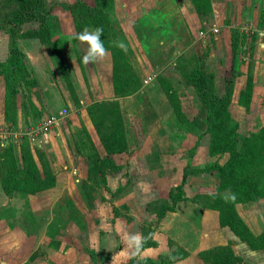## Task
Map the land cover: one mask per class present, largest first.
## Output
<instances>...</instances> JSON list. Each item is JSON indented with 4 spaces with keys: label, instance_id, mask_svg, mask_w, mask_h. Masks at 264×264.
Instances as JSON below:
<instances>
[{
    "label": "rangeland",
    "instance_id": "374dc122",
    "mask_svg": "<svg viewBox=\"0 0 264 264\" xmlns=\"http://www.w3.org/2000/svg\"><path fill=\"white\" fill-rule=\"evenodd\" d=\"M30 1L31 0H0V22H3V20L8 18H12L17 11L24 12L26 8L25 6H28ZM74 1L75 0H44L45 8L47 11H49L48 19H51L52 23L55 24L56 31L58 30L57 32L63 35L66 34L68 36L67 38H63L64 40H67V44L63 48V55L66 57L63 70L58 66L56 60L54 59V56L49 49V45L41 38L29 37L28 35L24 38L16 40V42L19 40V47L21 49L24 48L23 46L26 44V42H31L30 45L32 46L30 47L29 54L37 55L38 57L34 58L33 61L30 60V64L27 65L31 75L36 79V88L28 92L24 91V89L20 87L17 89L18 92L15 96V106L9 110V116L11 120L10 122L13 123L11 125L6 124V117L5 115L3 116L5 112V107L3 106L5 82L3 77L0 78V128L3 132L9 134L7 138H3L2 136L0 137V142H3V146H8L9 144L17 146L22 141L27 142L28 145L34 149L35 154L38 152L39 156L41 155V159L43 155V158L47 159V161L50 163V166H52V164L57 166L56 169H58V173L55 175H59L64 183L66 182V170L63 169V166L66 165V161L64 160V149L76 147L80 153L82 151L91 168V171H86L84 165L78 163L77 173L75 174L74 172H71V177L73 180L79 179L81 181L82 178L87 180L75 183L77 185L76 188H70L73 190L76 189L78 191L74 197V202L72 203H69L68 197L61 196L58 198L59 203H57L56 207H52V209L45 208L44 210L48 211H44L42 213H33V209L31 207H33L35 203L30 202L32 200L31 195H16L12 197L13 199L11 201H9V206L6 208L10 209V211L5 213L6 216H3L7 219L11 229L15 227L23 228L26 231L25 237H27L26 235H33L31 232L36 233L38 229L39 235L35 236L36 241H39L41 238V245L45 246L46 248L49 241H52L54 242V246L56 245L62 254L61 255L60 253L55 252L53 253L49 250L45 251V257L41 256L39 264H57L58 262L59 264H102L104 261L110 258L111 253L121 244L120 238L117 236L115 237L114 232H112V228L115 227L114 218L122 215L126 221H130L134 218L133 213L139 212L138 210H140L139 202H137L138 204L132 203L133 206H131V201H127V203H122L121 205L119 204L117 207H114L113 203H105L106 200L113 201L118 196L131 189L135 190V186L132 181L133 176H131L132 178L128 177L130 173L128 172L129 165L127 160L125 157L121 156L113 157V154L111 153L117 149H122L125 145L123 140L113 139L111 137L112 133L116 129H118L119 132H122V130H127V124H129L131 117L127 118V116H125L122 111H117V114H108V116L99 115V122H97L95 126L96 132L93 131V133L89 135V130L86 127V125H89V123H87L89 121L87 114L86 112L82 111L83 107L78 101L79 97L74 93L73 95L70 93V89L68 88L64 78L63 73L67 74V78L70 80L74 91L80 90L78 92L79 94L82 93L81 89L85 87L87 83V78L84 75V71H82L83 66L81 57L82 53L87 50L88 45L74 38V34L81 31L76 32L75 26L68 18V11L64 7V3L72 4ZM84 1L94 5L98 0ZM99 1L102 3V8L108 12L109 19L111 21L115 16L117 19L119 18V21H121L122 25H126L125 15L127 11H124L122 15V12L119 10L114 11L113 8L118 7L122 9V6L119 4L122 1L128 4L131 0ZM132 2L133 5H137L139 0H132ZM141 2L143 3L144 0ZM176 2H179L180 4L184 3V5H186L188 4L189 0H176ZM189 8H192L193 11L191 12L192 15L190 16V11L188 12V10H186V21L188 22L187 24L191 23L192 26H188L186 35L188 36L189 32L188 38H193V49H188L186 52L179 55L174 60V64H176L178 61L180 64L179 67L181 66V70L185 72L187 76L191 74L196 67L203 68L206 71L213 73L217 89L216 91L218 92L224 90L225 87H231V89H233V93L231 96L229 95L227 97V100H229L227 106L229 109V116L231 118L229 121L231 122L228 121L227 126H229V129L233 128L234 121H237L239 124L237 131L242 136H249L253 132H258L262 127H264V120L262 118L264 115V101L260 103L262 105L261 107L254 106V109L249 113L247 112V114L243 112L244 106H241L243 103L242 99L248 98L250 82L251 84L254 83L255 74H253L254 65L252 62L254 59L249 58L251 54L249 48L250 44L246 43L243 46H240V42L238 41H240L241 38H245L246 40V38H256L257 35L262 36L261 31L264 29V25H258V21L261 18L264 20V16H261L259 19L260 12H255L256 16H254V12H249L246 14V18L239 21V23L238 21L233 20L232 24L230 23L231 21L229 18L225 20V23L222 26H212V20H208L207 24L205 23L208 18L212 16L214 17L212 8L211 10L203 9L201 15H198V13L195 11L192 0H190ZM140 12L141 11L139 10H134L127 13H131L133 15L136 14V16H138ZM262 14L264 15V12H261V15ZM136 19L137 18L134 16V19L131 22L133 25L130 23L124 27L126 28L125 32H119L115 28L119 38H129V36L130 38H137L136 34L133 33V30L135 33L139 32V34L145 36L148 33V30L152 29L149 27L151 25L150 22H143L142 20L138 21ZM155 22L156 25L154 27L156 30L164 29V26L159 23L160 21L155 20ZM39 26L40 23L37 21L25 22L23 25H19L17 34L35 30L39 28ZM214 29L217 31L214 32ZM211 30L212 34H210V37H208L207 35H209ZM220 35L222 37H226L225 39L228 40L227 44H217ZM138 36L140 37V35ZM229 38H231V40L234 38V44H238L235 46V51L233 54L232 50L234 46L231 47ZM9 41V35L5 31L0 30V62L4 61L8 56ZM213 50L215 51V55L212 56L211 53H213ZM171 60L172 59H169L168 62ZM171 72H173L172 69ZM157 74L158 73H155V78ZM161 77V74L158 75L157 80L155 79V81L160 83L162 86ZM164 80L166 85L168 84L167 86H170L169 88H171L173 93H175V96L173 97L177 98V100L181 102L184 119H190L191 121L192 119L194 120L196 118L193 122L196 120L198 121L199 115H196V111L199 110L198 108L201 107V104L192 88L188 86L186 82L187 77L181 76L177 70L176 74L174 72L172 74L170 73L169 79L165 78ZM144 83L145 82L139 80L140 87L144 86ZM139 90L135 91L134 93L138 92ZM67 91L72 97L71 101L68 100V102H65L67 98ZM240 94H242V98L240 97ZM77 97L78 99H76ZM33 100L36 101L37 104L40 103L38 107L35 105V108L37 109H35V111L32 110L31 105L28 106L27 103L30 102L31 104V102L33 103ZM18 111L20 112V117L18 116ZM53 115L60 117L58 124L52 125L51 128H48L46 131L38 129L39 126L43 125V123H45L46 120ZM140 115L141 114L136 115L137 123L139 122V117H142ZM74 120H78V123H73ZM203 120H205V116L203 117ZM137 123V128H135L137 131L140 130L141 127L142 129L145 127V125L140 127ZM187 125L188 123L185 124L183 128L186 133H189V128ZM198 125L199 128L197 129V132L193 131V133L190 134V138L188 139L190 146L193 144L202 145L204 147L209 146V133H205L208 124H206L204 121ZM225 125L226 124H222L221 131H224ZM130 126L134 129L135 124H129V127ZM219 129L220 128L217 130L219 131ZM155 132L156 129H153V133ZM202 132L204 133L198 137V134ZM197 138H199V140ZM134 142L135 140H132V143ZM191 150L192 149L185 151V164L189 161V164L193 163L194 165V162L190 160L192 155L191 152H193ZM75 158H73L72 163L76 166L77 160H75ZM210 158L212 163L216 161L215 156L210 155ZM224 159L225 156L222 157L219 162H223ZM202 161L203 160L198 159V163L201 162L202 164H200L202 166L207 164L208 157L203 162ZM118 162L119 164L117 166L116 164ZM118 167L120 168L118 169ZM59 169L61 171H59ZM120 169L125 170H123V175L129 179L126 186L122 187L123 189L120 188L118 191L113 192L109 187L106 186L105 183L107 182L108 176L113 175L116 173V171H121ZM254 169H259L262 171L261 184L264 188V159H257L255 161ZM80 170H83L82 174V171L80 172ZM70 171L68 170L69 175ZM144 174L145 180H148L152 184H154V181L156 184V182L160 180V177L150 178L147 171H144ZM196 177L189 178L188 180L190 186L186 187V190L190 195L188 199L191 202H193L194 199H197L198 202L200 201V203L203 202L205 204L207 203V205H210L212 204L211 196H218L213 198V202L219 206H225L228 208V205H230V200L226 202L223 197L231 193L230 187L234 184L232 178L229 179L221 176V179H219V176L216 172L212 173V177L211 174H207L205 176L203 175L201 178ZM181 180L177 181L176 185L179 184ZM210 184L212 185V189L209 186ZM258 184L260 183L258 182ZM169 185L170 183L163 187L165 193L164 196H168L169 190L174 187L172 185L169 187ZM262 192H264V189H262ZM104 193H108L106 199L103 198ZM209 195L211 196L207 197ZM191 202L187 201V206H192ZM1 204L2 201L0 202V209ZM136 206H138L139 209ZM156 207L157 206L155 203H152L150 206H147L146 209L148 212H153ZM100 208L104 209L103 214L105 215L99 216L97 211H99ZM235 210L254 235H259L264 231V197H254L249 202L236 204ZM107 211H109L108 214L111 217L107 214ZM142 211L145 210L142 208ZM215 211L219 216V212L217 210ZM30 212L32 213L29 216ZM96 214L99 217H97ZM106 215H108L109 218ZM136 219V226L139 225L141 229L140 238L142 239L143 233L148 231H151L152 238H154V233L157 230L156 228L159 225V221H149L148 219L144 220L143 218ZM171 223H174V226L171 225ZM171 223L167 224L166 226L164 222H162L160 226H164L163 228H165L171 235L173 234L176 236V238H180L175 227L176 221L173 220ZM98 225L100 227L99 237H97L95 234H92V232L96 233V229L94 228L96 226L98 228ZM220 227L223 226L220 224ZM82 232L85 233L82 234ZM17 237L18 240L21 241V235H17ZM157 237L158 241L160 242L157 244L158 248L155 246L156 249H151L150 251H145V253H140L141 256L142 254H144V256H148L146 258H140L138 253L136 260L133 261L132 264H152V262H158V257L161 254H169L174 249H176L178 244L174 243L171 237L161 233H158ZM97 239L100 241L98 242ZM25 242H28L32 245L33 239L27 240ZM11 243L13 247L17 245L16 241ZM214 243L216 242H213L212 244ZM237 244H239L238 241H236V243H232V246L235 247L234 250L236 249V255L242 257L250 264H264V250L261 252L253 251L254 253H245L241 247H238ZM76 245L78 246V250H75L74 248ZM80 246H82V249ZM216 246L219 245L217 244ZM202 248L210 249L211 247H205L204 245ZM16 250L17 249L12 250V253L6 254L5 257L3 255L1 261H8L10 264H18L22 257L18 256L19 251ZM197 253L195 255L188 254V256H185L184 259L175 261L174 264H205L201 259H199ZM63 256L65 257L64 259Z\"/></svg>",
    "mask_w": 264,
    "mask_h": 264
},
{
    "label": "crops",
    "instance_id": "0c3cea01",
    "mask_svg": "<svg viewBox=\"0 0 264 264\" xmlns=\"http://www.w3.org/2000/svg\"><path fill=\"white\" fill-rule=\"evenodd\" d=\"M141 1L142 0H139L137 5H133L132 0L128 4L122 1L119 4L122 6V9L118 7H114L113 9L114 11L119 10L122 12V15L124 11H141L138 16H136V14L133 15L126 12L125 26L133 21L134 16L138 21H147L151 24L149 27L152 29L148 30V33L145 36L139 34V32L135 33L133 30V33L136 34L137 38H130V36L129 38H118V40L122 41L126 46V51L124 52L129 59L132 71L138 76L139 80L145 82V85L141 86L139 88L140 90L138 89L139 91L136 93H134V91L124 96L116 94L112 80V51L111 49H107V53L102 59H98L97 61L90 62L88 64H85L83 61H81L83 66L82 71H84V75L87 78V83L86 86L81 89L82 93H78L80 90L74 91V94L80 99L79 100L78 97L76 98L83 107L82 111L86 112L87 114V118L89 120L87 123H89V125H86L87 123L85 125L89 130V135H91L93 131L96 132L95 126L97 122H99L98 115H95L92 118L88 113V107L93 104H99L100 106L105 107L104 109L106 112L111 109L112 114H117V111H122V113L125 114L127 118L131 117L129 124H135L134 129L133 127L131 128V126L129 127V124H127V130H122V132H119V130L116 129L111 136L113 139H121L123 142H125V145L122 149H117L111 153L113 154V157L121 156L125 157L127 160L129 165L128 172L130 173L128 177L133 176V178H131L135 186V190L131 189L118 196L113 201L106 200L105 203H113L114 207H117L119 204L121 205L122 203H127V201H131V206H133L134 203L139 202L140 210H138L139 212L133 213L134 218L130 221H126L122 215L114 218L115 227L112 228V232H114L115 237L117 236L120 238L121 244L111 253L110 258L103 262L104 264H126L127 261L129 262V260L136 255V249L142 240L140 238V226H136V218H143L144 220L148 219L149 221L157 220L156 216L151 212H148L146 207L150 203L159 199H166L167 196H164L165 193L163 187L169 183L170 185L175 186L176 182L181 180L184 168L187 164H189V161L185 164L184 154L186 150L188 151L192 149L191 151H193L191 152L192 155L190 160L194 162V165L193 163H190L191 166L203 168L207 164L212 163L209 154V146L204 147L197 144L190 146L188 140L190 138V134L193 133V131L197 132V129L199 128L198 124L204 122L203 117H206L205 108L201 106L198 108L199 110L197 109L198 111H196V115H199L198 121L196 120L193 122L196 118L194 120L192 119L191 121L190 119H186L182 123V121L176 116L169 97L164 91V88L160 85V83L155 81V79L157 80V76L160 74L162 77L167 79H169L170 73L172 74L174 72L176 74L177 69L175 67L174 60L188 49H193V38H188L189 32L188 36L186 35L188 26H192L191 23L187 24L188 22L186 21V10H188V12L190 11V16L192 15L191 12L193 11L192 8H189L190 0L186 5H184V3L180 4L179 2H176V0H144L143 3ZM209 2L211 4L212 11L214 12V17L212 16L208 18L205 23L207 24L208 20H212V26H222L225 23V20L229 18L231 21L230 23H232L233 20H236L239 23V21L246 18L245 16L249 12H254V16H256L255 12H260L259 19L261 16H264L263 14L261 15V12H264V0H209ZM155 20L160 21L159 23L164 26L163 30H156L154 27L156 25ZM112 22H114V28H116L119 32L126 31V28H124L125 26L121 24L119 18L117 19L114 16V19L112 18ZM131 24L133 25V23ZM87 28L89 31L94 30L93 27ZM210 34H212V30L207 36L210 37ZM138 35H140V37ZM225 38V36L222 37L220 35L217 44H227L228 40ZM229 39L231 42V38ZM30 43L31 42H26V44L23 46L24 48H22L27 57V65H29L34 58L38 57L37 55L29 54L30 47L32 46ZM246 43L250 44L249 48L251 54L249 58L254 59L252 62L254 65L253 74L255 75L251 94L248 99V106L243 104L241 105L244 106L243 112L245 114H247V112H251L254 109V106L261 107L262 105L260 103L264 101V36L257 35L256 38H246L245 44ZM86 51L82 53V57ZM214 52L215 51L213 50V53H211L212 56L215 55ZM169 59L172 60L168 62ZM171 69L173 72H171ZM155 73H158L156 78L154 77ZM34 88H36V86ZM66 96L67 98L65 102H68V100L71 101L72 96L68 91ZM33 103L37 107L40 105V103L37 104V102L34 100ZM247 107L248 110H246ZM139 114H141L140 116L144 118L139 117V122L137 123L136 115ZM18 116L20 117V112L18 113ZM262 118L264 120V115ZM78 120H74L73 123H78ZM136 123L140 127L142 125H145V127L143 129L141 127V129L137 131L135 129L137 128ZM187 123L189 133H186L183 128ZM153 129H156L155 133H153ZM3 133L4 132L0 128V137L3 135ZM203 133L204 132L199 133L198 137H200ZM197 139L199 140V138ZM132 140H135V142L132 143ZM64 151V160L66 161V165L63 166V169L66 170V182L64 183L59 175H55L56 185L53 188L31 195L32 200L30 202L35 203V205L31 207L33 209V213H42L44 211H48L44 210L45 208L52 209V207H56L57 203H59L58 198L61 196L68 197L69 203L74 202V197L78 191L76 189L73 190L70 188H76L77 185L75 183H79L80 180H73L71 177V172H74L75 174L77 173L78 163L83 164L85 170L88 171L90 164L87 159H85L83 152L81 151L80 153L76 147L64 149ZM207 157V164L202 166L201 162V164L198 163V159L204 161ZM73 158L77 160L76 166L72 163ZM118 164L119 162L116 165L118 166ZM52 166L51 167L54 173H58V169H56L57 166L53 164ZM119 168L120 167H118V169ZM68 170H71L70 175ZM123 170L116 171V173L107 177V182L105 184L113 192L118 191L120 188L123 189L122 187L126 186L127 184L129 178H126L123 175L125 171ZM59 171L61 170L59 169ZM144 171H147L150 178L160 177V180L156 182V184L155 181L154 184L150 183L148 180H145ZM80 172L82 174L83 170H80ZM207 174H211L212 177V172H205L199 173L197 175H190L187 178V181L184 185V191L187 199L179 201L176 204L174 211L167 212L165 216L159 220V225L156 228L157 230L155 231L153 238L156 244L160 243L158 241L157 235L158 233H161L171 237L172 241L178 244L177 247L182 248L190 255H195L197 252L204 250L205 248H202L204 245L205 247L210 246L212 248L217 244L224 245L228 242L236 243V241L239 243L237 244L238 247H241L245 253L263 251L250 249L246 243L240 241L239 238L234 235L229 227H220L219 216L215 210L202 207V205L198 203L196 199H194L193 202L188 199L190 197L186 190V187L190 186L188 179L191 177L195 178L196 176V178H201L203 175L205 176ZM82 181L87 180L82 178L80 182ZM209 186L212 189V185L210 184ZM107 195L108 193H104L103 198L106 199ZM12 199V197H7L0 189V202L2 201L0 212L7 211L8 213L10 211V209L6 207L9 206L8 203ZM187 201L191 202L192 206H187ZM142 208L145 211H142ZM103 211L104 209L102 208L97 211L99 216L105 215L103 214ZM32 212L29 213V216ZM108 213L109 211H107V214ZM96 216L99 217L97 214ZM173 220L176 221L175 227L180 238H176V236L173 234L171 235L165 228H163L164 226H160L162 222H164V224L167 226V224L171 223ZM174 223H171V225L174 226ZM94 229H96V233L92 232V234H95L97 237H99V225L98 228L96 226ZM31 233H33V235H26L29 238L28 239L25 237L26 231L23 228L15 227L11 229L6 218L0 219V264H10L8 261L2 262L1 260L3 255L5 257L6 254H11L12 250L14 249H17L19 251L18 256L22 257L18 264H39L41 256L45 257V251L48 250L52 251L53 253L55 252L61 254L59 248L56 245L54 246V242L49 241L46 248L45 246L41 245V238L39 241H36L35 236L39 235L38 229L36 233ZM83 233L85 232H82V234ZM17 235H21V241L18 240ZM30 239H33L32 245L28 242H25ZM10 240L11 242L16 241L17 245L13 247ZM99 241L100 240H98V242ZM213 242L216 243L212 244ZM81 247L82 246H80V248ZM74 248L75 250H78L77 245ZM156 248H158L157 245ZM156 248L150 247L141 250L142 252H139L140 258L148 257L144 256V254L141 256L140 253H145V251H150L151 249ZM234 248L235 247L232 246V249L235 253L236 249L234 250ZM64 258L65 257L63 256V259ZM57 264H59V262Z\"/></svg>",
    "mask_w": 264,
    "mask_h": 264
},
{
    "label": "trees",
    "instance_id": "16d2710c",
    "mask_svg": "<svg viewBox=\"0 0 264 264\" xmlns=\"http://www.w3.org/2000/svg\"><path fill=\"white\" fill-rule=\"evenodd\" d=\"M196 13L201 15L202 10H211L209 0H192ZM25 11H17L12 18H8L0 22V30L5 31L10 38L9 53L7 58L0 62V78H4L5 93H4V107L5 112L3 116L6 117V124H13L10 122L9 110L15 106L16 94L18 88L24 91H31L36 86V79L31 75L27 66V57L25 52L19 47L17 39L29 37H38L44 40L51 50L54 59L58 66L63 70L65 56L63 55V48L67 44L68 36L56 31L55 24L51 19H48V12L45 8L44 0H31L28 6H25ZM65 9L68 11V16L72 24L75 26L76 32L81 31L85 27H100L103 29L101 40L106 49H111L113 59V74L112 80L116 94L123 96L139 89V78L132 71L129 59L125 52L120 48L114 46V41H119L116 29L112 21L109 19V14L102 7V3L98 0L94 5L87 3L84 0H75L72 4L64 3ZM37 21L40 23L39 28L21 32L17 34L19 25L25 22ZM264 20L261 18L258 25L262 26ZM235 32V31H234ZM233 32V33H234ZM234 36V34H233ZM245 38H241L240 46L245 44ZM69 45V43H68ZM234 38L231 40V47H233L232 54L235 51ZM179 63L175 64L181 76L187 77V84L195 93L201 106L206 110L205 123L208 124L205 133H209V154L216 157L214 163H209L203 168H196L187 164L183 171L182 180L179 184L172 187L166 199H159L155 202L157 206L152 214L156 216L159 221L169 211H174L176 204L179 201L186 200L184 185L190 175H197L205 172H216L219 179L222 177L232 178L234 184L230 187L231 193L235 194V199L230 200L228 208L219 206L213 202L212 204L200 203L203 207L217 210L219 212V221L221 226L229 227L240 241L246 243L252 250H264V231L259 235H254L244 220L235 210V205L249 202L254 197H264L262 192L263 185L261 184V170L254 169L255 161L257 159H264V127L258 132H253L249 136H242L237 131L239 128L238 122L234 121L233 128L229 129L227 122L231 119L228 109L227 97L232 95L233 89L225 87L224 90L216 91L215 77L211 72L203 68L196 67L191 74L187 76L185 72L179 67ZM64 74L66 84L70 89V93H74V89L67 74ZM165 78L161 77L162 87L166 92L172 104L173 110L182 123L185 121L184 113L181 109L180 101L174 98L175 93L165 83ZM22 87H21V86ZM252 84L249 86V96L251 94ZM242 94H240V97ZM242 99V104L247 105L248 99ZM226 102V103H225ZM31 105L32 110L35 111V105ZM34 105V106H33ZM248 106V105H247ZM105 107L99 104H93L88 107L90 117L95 115L112 114L111 109L106 112ZM109 109V108H107ZM37 110V109H36ZM248 110V107L246 108ZM17 116V115H16ZM40 116V115H39ZM17 118V117H16ZM37 119V118H36ZM5 122V121H4ZM231 122V121H229ZM222 124L224 131H221ZM218 128L219 131L217 130ZM28 145L27 142L8 146L0 145V189L7 197H14L16 195L29 196L36 193L53 188L56 185V176L47 159L40 158L38 152ZM225 156L223 162L219 160ZM240 169V171H239ZM91 171V168H89ZM229 181V180H228ZM258 182L260 184H258ZM196 201H198L196 199ZM150 203V204H152ZM150 204L148 206H150ZM7 211L0 212V219H4ZM4 215V216H3ZM151 231L144 232L141 244L136 249V255L132 257L128 264H132L136 260L137 254L146 248L155 247L157 244L153 240ZM231 242L224 245L212 247L210 249L201 250L197 256L205 264H249L242 257L236 255L232 249ZM188 253L182 248L176 247L169 254H161L158 262L152 264H172L175 261L184 259ZM149 261V260H146ZM151 261V260H150Z\"/></svg>",
    "mask_w": 264,
    "mask_h": 264
},
{
    "label": "clouds",
    "instance_id": "9594fccd",
    "mask_svg": "<svg viewBox=\"0 0 264 264\" xmlns=\"http://www.w3.org/2000/svg\"><path fill=\"white\" fill-rule=\"evenodd\" d=\"M102 33L103 29L100 27H96L91 31L85 27L81 32L74 34L75 39L88 45L87 51L82 57L83 63L88 64L90 62H95L106 55L107 49L101 40ZM113 44L121 50L126 51V46L122 41H114ZM223 198L228 202L229 200L235 199V194H227Z\"/></svg>",
    "mask_w": 264,
    "mask_h": 264
},
{
    "label": "built area",
    "instance_id": "2783aa9c",
    "mask_svg": "<svg viewBox=\"0 0 264 264\" xmlns=\"http://www.w3.org/2000/svg\"><path fill=\"white\" fill-rule=\"evenodd\" d=\"M213 31L216 32L217 30L214 29ZM261 34L264 36V29L261 31ZM146 82H147V81H146ZM61 114H63V113H61ZM61 114H60V115H61ZM59 118H60V117H57V116H55V115L51 116L50 118H48V119L46 120L45 123H43V125L39 126L38 129L43 130V131H44V130L46 131L48 128H51L52 125H56V124H58V122H59ZM8 135H9V134H7L6 132H4L3 135H2V137H3V138H7ZM0 145L3 146V145H4L3 142H1Z\"/></svg>",
    "mask_w": 264,
    "mask_h": 264
}]
</instances>
